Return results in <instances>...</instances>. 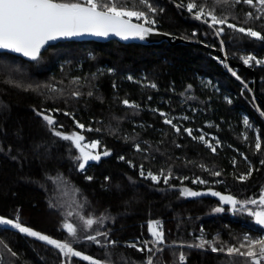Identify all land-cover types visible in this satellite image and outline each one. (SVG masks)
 Wrapping results in <instances>:
<instances>
[{
    "label": "trees",
    "instance_id": "16d2710c",
    "mask_svg": "<svg viewBox=\"0 0 264 264\" xmlns=\"http://www.w3.org/2000/svg\"><path fill=\"white\" fill-rule=\"evenodd\" d=\"M122 2L146 11L136 0ZM149 2L157 11L149 13L156 23L148 26L192 42L62 40L48 46L35 61L0 51V216H19L23 225L61 241L72 239L63 224L77 219L66 216L68 211L109 216L101 230L118 242L115 247L104 249L85 240L73 246L110 264H145L149 253L126 245L140 242L142 247L143 241L153 239L149 221L161 222L166 244L163 253L154 256V264H179L180 252L185 264H245L244 258L212 252L208 245L203 249L188 245L200 243L203 237L224 247L237 244L247 233L257 238L264 230L240 205L233 210L210 194L215 191L244 201L264 191V65L243 62L249 54L264 59V42L226 25L216 26L225 29L217 36L216 28L177 6L189 0ZM196 3L214 9L218 16L227 15L229 23L264 34V18L245 22L247 12L256 14L247 4ZM222 50L230 64L218 54ZM246 65L257 74L258 98L253 93L254 73ZM76 78L79 83H72ZM46 86L63 89V94ZM74 91L81 95L72 96ZM125 99L140 105L139 109L125 106ZM154 109L174 118L180 133L163 123ZM45 110L63 125L57 130L81 132L86 141H100L101 153L111 154L89 161L80 171L73 159L78 151L53 135L37 114ZM63 112L93 131L80 130ZM245 118L251 127L244 124ZM185 128H191L193 136L205 134L216 152L189 137ZM257 136L260 151L255 148ZM137 143L143 151H136ZM141 165L145 173L171 171V178L164 183L163 177L155 182L141 176ZM249 170L252 175L247 180L238 179ZM216 171L221 175L212 174ZM185 189L204 194L185 196ZM218 207L224 211L216 212ZM67 259L38 238L0 226V264H63ZM69 264L89 262L71 257Z\"/></svg>",
    "mask_w": 264,
    "mask_h": 264
},
{
    "label": "snow or ice",
    "instance_id": "6c2138e0",
    "mask_svg": "<svg viewBox=\"0 0 264 264\" xmlns=\"http://www.w3.org/2000/svg\"><path fill=\"white\" fill-rule=\"evenodd\" d=\"M220 3L228 4L230 7H234L241 3L249 5L256 10V14L252 11L246 13L247 23L248 20H261L264 18V0H218ZM138 5H143L145 10H139L137 7L130 6L122 0H0V49L10 50L15 53H21L23 56L30 58L31 60H38L41 55V50L50 41H54L60 37H73L84 34H92L96 36H108L110 33L117 36H121L124 39H128L130 36L139 37L143 39L146 35L153 31L152 27H145V25H155V19L151 18L149 13H156L157 9L149 2V0H136ZM178 7H186L189 13H192L197 20H203L205 24H209L210 27L216 28V35L220 36L224 32V27H216L217 25H226L228 29L233 32H239L246 35L249 38L264 42V34L260 31L254 30L252 27H238L234 23L228 22L227 15L218 16L214 9L208 8L201 4L198 5L196 0H189L185 5L180 3ZM195 10V11H194ZM136 20H142L143 23H132V18ZM223 44V41H221ZM245 64L251 65L252 62L258 65H264V59H258L255 55H247L243 57ZM227 67V65H225ZM234 76L235 72L232 73ZM132 79V77H128ZM239 79V77H237ZM74 84L79 83V78L72 81ZM152 88H156L155 84L150 85ZM49 87L52 92H59L63 94V89H57L55 86ZM192 86L189 85L188 88ZM247 87V85H244ZM74 97H79L81 93L74 91L71 93ZM92 95L91 92L88 93ZM151 99V97H149ZM122 103L129 107L139 109L140 105L123 100ZM231 103V101H229ZM46 111H38L37 114L46 122L53 135L61 138L64 141L70 142L71 146L78 151L73 159L77 161V167L80 171H83L88 165L89 161H99L101 155L108 156L111 153L108 150H104L102 153L97 150L100 146V141L95 140L86 142L85 136L81 132L64 133L58 128H62L63 125L58 124L53 115L46 114ZM53 112H62L61 109H53ZM153 111L159 112L158 109ZM163 117V123L170 125L175 132L180 133V127L173 123L174 118H169L167 113L159 112ZM264 114V113H262ZM65 116H72L74 123L80 130L93 131L92 128H86L84 124L75 120L74 115L69 112H63ZM188 119V117H184ZM244 124L251 127L247 118L244 119ZM95 131H100L95 129ZM184 132L187 133L192 139H198L203 142L207 147L211 149L213 153L216 152V147L208 140L205 139V134L200 136H193V130L191 128H185ZM247 139V137H245ZM179 147V145H177ZM136 151H143L140 144L134 145ZM255 148L257 151L261 149L260 137H256ZM124 159V157H120ZM247 159V157H245ZM235 163V161H233ZM264 164V160L261 161ZM204 167L203 165H200ZM215 176H220L219 171L212 173ZM140 175L147 176L155 182H159L161 177L164 179V183L168 182L171 178V171L165 175L161 170L159 175L153 174L148 171L145 173L144 166H140ZM252 175V171L249 170L246 174H242L238 177L239 180L245 181ZM91 180V177H86ZM187 179V177H185ZM194 183L206 184L205 180H196ZM79 191L78 189L76 190ZM204 193L194 192L185 189L183 195L185 196H200ZM212 196H219L220 200L231 206L233 210L237 209L240 205L243 210L247 211L248 215L254 217L255 222L258 225L264 226V191L261 192L258 198L239 201L231 195H221L218 192L211 191ZM254 205L255 208L249 207ZM79 208H83V204L79 205ZM216 212H222L224 209L218 207ZM76 216L75 222H65L63 228L66 230L70 240H57L49 237L48 235L41 234L30 227L23 225L19 216L15 219H8L0 216V225L11 226V228L18 230L20 233H24L28 236L38 238L41 241L46 242L48 245L53 246L64 257L68 258L63 264H69L71 257H79L84 261H88L89 264H110V261H101L93 258L92 256L85 255L81 251L74 248L73 243L81 240L91 241L104 249L115 247L118 242L110 240L109 233L106 230H101L105 221L111 219L106 215L95 217L92 215H82L80 212L73 213L68 211L66 216ZM97 226L95 229L93 226ZM149 232L153 239L151 241H143V246L138 247V243H129L126 246L135 248L137 251L149 253L146 258L145 264H154V256L156 254H162L164 251L165 239L162 224L160 221H149ZM103 237V241L99 239ZM151 243L154 247H147ZM208 245L212 252H226L229 257H241L244 258L245 264H264V235L257 238H252L249 235H245L237 244L225 245L224 247H217L215 241L205 240L200 238V243L196 245H188V247L205 248ZM183 245H181L182 247ZM5 249L15 256L16 253L12 252L7 245H4ZM123 259V258H122ZM185 255L180 252L178 260L179 264H185Z\"/></svg>",
    "mask_w": 264,
    "mask_h": 264
},
{
    "label": "water",
    "instance_id": "95a60500",
    "mask_svg": "<svg viewBox=\"0 0 264 264\" xmlns=\"http://www.w3.org/2000/svg\"><path fill=\"white\" fill-rule=\"evenodd\" d=\"M132 23L137 24L140 23L134 19H132ZM145 27H150L148 25H145ZM90 41V40H95V41H110V40H118L120 42L123 43H141V44H153V43H160L164 40L169 41L172 44H176L179 42H184V43H191L192 41L190 40H186L184 38H180V37H174L166 32L160 31L158 29L153 28V31L151 33H149L148 35H146L143 39L139 38V37H132L130 36L128 39H124L121 36H117L115 34L110 33L108 36H96V35H92V34H84V35H80V36H73V37H60L54 41H50L47 45H45V47L41 50V53L50 45L56 44L59 41ZM0 51H7L9 53H12L14 55H18L21 56L23 58L26 59H30L28 57L23 56L21 53H15L12 52L10 50H3L0 49ZM218 54L221 57H225V54L223 53V51H218ZM246 67H248L249 69H251L254 73V82H253V93L254 96L258 98V94H257V87H258V77L257 74L255 72V70L249 66L246 65ZM262 104L264 106V101H262Z\"/></svg>",
    "mask_w": 264,
    "mask_h": 264
},
{
    "label": "rangeland",
    "instance_id": "374dc122",
    "mask_svg": "<svg viewBox=\"0 0 264 264\" xmlns=\"http://www.w3.org/2000/svg\"><path fill=\"white\" fill-rule=\"evenodd\" d=\"M132 19H136L135 17H133ZM223 51V53L225 54V52H224V50H222ZM221 57V56H220ZM221 58H223V59H226L225 61L228 63V64H230V62L228 61V58H227V56H226V54H225V57H221ZM258 65V64H257ZM207 140V139H206ZM93 141H95V140H93ZM209 141V140H208ZM86 142H91V141H86ZM93 151H99L100 152V149L98 148L97 150H93ZM257 224V223H256ZM258 225V224H257ZM1 226V225H0ZM260 227H262L263 229H264V226H261V225H259ZM246 235H249L248 233L246 234ZM261 235H264V230L262 231V233L259 235V236H257V237H260ZM250 236V235H249Z\"/></svg>",
    "mask_w": 264,
    "mask_h": 264
},
{
    "label": "bare ground",
    "instance_id": "6f19581e",
    "mask_svg": "<svg viewBox=\"0 0 264 264\" xmlns=\"http://www.w3.org/2000/svg\"><path fill=\"white\" fill-rule=\"evenodd\" d=\"M127 244V243H126Z\"/></svg>",
    "mask_w": 264,
    "mask_h": 264
}]
</instances>
